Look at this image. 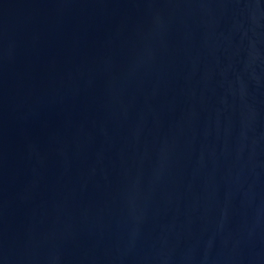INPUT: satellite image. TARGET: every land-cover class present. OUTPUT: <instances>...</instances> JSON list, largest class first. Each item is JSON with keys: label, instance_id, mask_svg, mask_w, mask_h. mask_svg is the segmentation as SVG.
<instances>
[{"label": "water", "instance_id": "95a60500", "mask_svg": "<svg viewBox=\"0 0 264 264\" xmlns=\"http://www.w3.org/2000/svg\"><path fill=\"white\" fill-rule=\"evenodd\" d=\"M0 264H264V0H0Z\"/></svg>", "mask_w": 264, "mask_h": 264}]
</instances>
